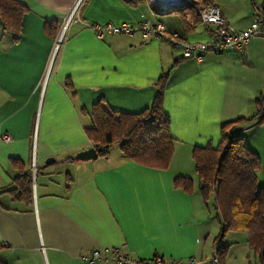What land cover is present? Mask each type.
<instances>
[{
  "label": "crops",
  "instance_id": "1",
  "mask_svg": "<svg viewBox=\"0 0 264 264\" xmlns=\"http://www.w3.org/2000/svg\"><path fill=\"white\" fill-rule=\"evenodd\" d=\"M18 1L26 6L20 37L0 21V259L88 264L83 256L105 246H122L141 259L211 257L223 225L194 180L192 151L219 144L223 123L257 113L264 94V38L254 37L243 51L207 52L196 61L167 38L99 37L92 27L138 24L145 15L188 42L208 41L209 32L190 8L161 12L151 0H83L67 24L78 0ZM197 1L216 4L239 31L250 26L254 3L264 7V0ZM162 76L175 140L168 168L128 159L120 148L95 160L74 159L94 146L86 132L94 104L103 99L113 110L139 113L151 106ZM238 128L264 171V120ZM181 175H191L190 193L174 187ZM239 234L246 239L240 250L251 253L247 233ZM232 236L224 242L227 257L238 248Z\"/></svg>",
  "mask_w": 264,
  "mask_h": 264
},
{
  "label": "trees",
  "instance_id": "2",
  "mask_svg": "<svg viewBox=\"0 0 264 264\" xmlns=\"http://www.w3.org/2000/svg\"><path fill=\"white\" fill-rule=\"evenodd\" d=\"M187 8L194 10L192 6ZM262 9L264 11V7ZM25 10L26 6L18 0H0V21L15 39L20 37V21ZM156 86L151 106L139 113L113 110L103 99L93 105V124L86 132L99 156H107L118 145L128 159L155 168L170 166L175 140L171 135L170 118L164 111L167 78L162 76ZM257 105L255 115L223 123L219 144L195 146L192 157L200 193L205 202L210 193L214 194L216 211L222 221L223 232L216 239V246L228 231L245 232L250 249L264 264V186L258 187L257 179L261 160L245 143L244 137L237 134L238 127L264 120V94ZM174 187L190 193L192 178L177 176ZM217 251L223 264L227 248ZM0 264L7 263L0 259Z\"/></svg>",
  "mask_w": 264,
  "mask_h": 264
},
{
  "label": "built area",
  "instance_id": "3",
  "mask_svg": "<svg viewBox=\"0 0 264 264\" xmlns=\"http://www.w3.org/2000/svg\"><path fill=\"white\" fill-rule=\"evenodd\" d=\"M157 10L161 12H170L185 9L192 6L194 11L199 15L201 23L209 32L210 38L207 42H188L178 35L170 33L166 26L161 22L153 23L145 15H141L138 24L123 23L121 25H93V29L99 37L106 34H127L135 35L140 33L144 39L149 38H167L176 47L183 50L184 58H193L196 61H202L205 53H221L227 49L243 51L251 39L254 37L264 38V11L261 6L254 3L253 20L250 26L244 30L233 28L227 19L223 16L221 9L214 3L203 5L197 0H151ZM83 0H78L67 18V24L78 11ZM67 25L58 35L53 50V56L48 67V77L51 73L52 64L56 53L63 42ZM8 139L9 137L6 136ZM216 246L214 254L209 258H199L191 256L185 260L175 259L172 257L155 256L149 259L135 258L128 252L123 251L122 246H105L93 248L83 259L88 264L98 262L114 261L116 264H222L220 255Z\"/></svg>",
  "mask_w": 264,
  "mask_h": 264
},
{
  "label": "rangeland",
  "instance_id": "4",
  "mask_svg": "<svg viewBox=\"0 0 264 264\" xmlns=\"http://www.w3.org/2000/svg\"><path fill=\"white\" fill-rule=\"evenodd\" d=\"M207 42V41H206ZM119 150V146H114L112 148ZM195 167V166H194ZM195 169V168H194ZM196 172V171H194ZM194 174V180L198 179L196 173H192ZM191 176V175H189ZM257 179H258V187H263L264 186V171H259L258 175H257ZM208 208L210 210V213L214 216L215 215V211H216V206H215V199H214V194L210 193L209 198H208ZM217 221V220H216ZM218 223V222H217ZM229 232V233H228ZM225 235V237L223 238L224 240H220L221 243V249L222 248H227V252H228V246L225 245L224 242L228 243L229 238L232 236L231 232L235 233V231H228ZM239 233H244V232H239ZM239 233H235L233 234L232 238L234 237L233 240H235L237 243H235L234 245H236V247H238L233 253V255H230L229 257L228 253H226L225 256V260L228 261V264H239L241 262V260H243V256L246 257L245 261L242 262L243 264H261L260 260L257 259V257L255 256V254L253 253V251H251V253H244L242 252L240 249L241 245H243L246 242L245 236L243 234H239ZM221 235H219L220 237ZM224 243V244H222ZM240 254V255H239Z\"/></svg>",
  "mask_w": 264,
  "mask_h": 264
},
{
  "label": "water",
  "instance_id": "5",
  "mask_svg": "<svg viewBox=\"0 0 264 264\" xmlns=\"http://www.w3.org/2000/svg\"><path fill=\"white\" fill-rule=\"evenodd\" d=\"M98 156H99V154H98L96 148L93 146V147H90L88 149H85V150L77 153L74 156V159L76 161H88V160H95L98 158Z\"/></svg>",
  "mask_w": 264,
  "mask_h": 264
}]
</instances>
